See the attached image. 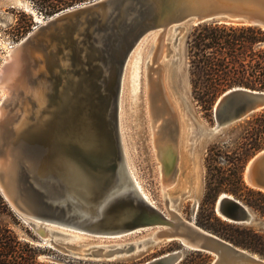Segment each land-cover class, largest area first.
Instances as JSON below:
<instances>
[{"label": "water", "instance_id": "water-1", "mask_svg": "<svg viewBox=\"0 0 264 264\" xmlns=\"http://www.w3.org/2000/svg\"><path fill=\"white\" fill-rule=\"evenodd\" d=\"M206 22L264 30V0H93L54 14L18 44L22 55L17 77L27 83L30 78L20 70L22 60L32 55L35 45L41 51L47 73L41 76L45 81L42 112L47 116L16 134L0 122V159L8 145L21 155L14 178L8 184L0 180V195L39 239L48 235L54 249L69 253L54 244L55 238L74 242L75 233L123 238L154 228L162 243L177 242L180 249L143 264H178L188 252L212 256L208 264H264L263 258L183 220L174 211L165 214L133 195L114 197L98 207L110 189L131 186L117 114L123 73L133 50L162 26L174 29L177 38ZM7 102L2 106L9 114ZM263 109L264 91L227 90L214 104V125L208 127V135ZM116 170L119 184L114 183ZM242 179L247 188L264 195V148L246 161ZM214 212L234 225L257 222L248 207L223 193L215 200ZM141 243L149 241L109 246L116 248L104 253L99 252L106 246L91 247L82 257L109 262L111 253L126 252Z\"/></svg>", "mask_w": 264, "mask_h": 264}, {"label": "rangeland", "instance_id": "rangeland-1", "mask_svg": "<svg viewBox=\"0 0 264 264\" xmlns=\"http://www.w3.org/2000/svg\"><path fill=\"white\" fill-rule=\"evenodd\" d=\"M91 1L93 0L75 6ZM48 18H43L40 15L31 0H0V66L5 61L4 54L17 49L23 38L35 30L41 24L40 21H43V24ZM191 30L192 28L187 29L177 38L176 33L172 37H169L170 34L165 35L162 38L164 46L162 53L158 59H154L155 62L146 63L145 61L146 51L150 48L152 37L145 40L139 54L137 52L135 56V61L133 56H130L131 58L127 61L118 100V128L129 173L142 192L153 200L157 209L166 214L164 200L169 199V205L176 208L179 217L185 221L193 222L195 226L222 240L224 239L219 235L233 236L235 229L253 230L264 234V217L250 208L257 222L250 225H234L216 215L214 212L215 202L211 206L202 205L205 192L204 160L207 149L216 144L223 151L233 150L248 118L223 128L211 137H204L200 134L214 125L212 110L215 103L209 112H204L191 95L186 52V40ZM8 46L12 48L10 49ZM37 47L35 45L31 48L32 55L29 54L22 60L23 67L20 69L25 70L30 78V82L24 83L33 93L31 92L29 95L26 92L22 95L19 90L16 92L18 97L8 101L7 94L0 91V105L8 101L9 114L7 118L13 121L12 126H9L11 128L18 125L16 123H19L21 116L26 113L23 112L25 108L29 109L28 112L30 111L27 112L30 114L27 124H33L47 116V114H32V111L36 112L40 109L36 101L38 98L42 101L45 81L41 76H47L45 67L41 63V51ZM137 56L138 59H136ZM152 70H155L156 73L153 74ZM132 73L137 75V81L130 79ZM157 76H160L163 92L173 110V122L165 114L153 118L152 108H160L164 103L158 97L155 98V102L152 96L151 100L154 103L151 107L149 81ZM25 98L32 102V107L34 104L35 106L31 108L30 102H27ZM151 122L153 123L151 124ZM158 128H160V133H163L161 137L164 138V142L172 144L176 155L177 166L175 165L173 169L175 182L174 186L168 188L167 195L161 190L160 163L156 158L157 150L151 141L154 134L159 132ZM168 136H171V141H168ZM7 212L12 214L14 221L7 215ZM0 224L7 225L20 240L27 241L42 250L37 261L43 264H143L153 258L180 249L177 242L141 246L139 249L133 246L131 250L122 252L119 258L114 261L93 262L91 259L83 258L79 253L85 248L93 246H106L105 250H109L121 245L134 244L146 240L155 229L143 230L123 238H94L77 233L73 234L79 237L74 242L55 238L54 244L66 248L69 252L64 253L48 244L50 243L48 238L39 239L36 234L22 224L7 204L5 211L0 207ZM203 255L208 257L205 263L208 264L212 260V256Z\"/></svg>", "mask_w": 264, "mask_h": 264}, {"label": "trees", "instance_id": "trees-1", "mask_svg": "<svg viewBox=\"0 0 264 264\" xmlns=\"http://www.w3.org/2000/svg\"><path fill=\"white\" fill-rule=\"evenodd\" d=\"M43 18L88 0H31ZM191 95L204 112L232 88L264 91V30L258 26L206 22L192 28L186 40ZM264 148V109L250 116L233 150L209 146L205 157L203 204L211 206L227 194L264 217V195L247 188L242 179L246 161ZM0 207L6 202L0 195ZM7 215L14 221L12 214ZM211 230L210 228H208ZM233 236L219 235L232 245L264 259V234L235 229ZM38 247L20 240L0 224V264H43ZM208 257L188 252L178 264H205Z\"/></svg>", "mask_w": 264, "mask_h": 264}, {"label": "bare ground", "instance_id": "bare-ground-1", "mask_svg": "<svg viewBox=\"0 0 264 264\" xmlns=\"http://www.w3.org/2000/svg\"><path fill=\"white\" fill-rule=\"evenodd\" d=\"M42 22L43 21H40L41 24H42ZM175 33L176 32L174 31V29L168 28V27L166 28V27L162 26L160 29H157L156 31L151 32L150 34L146 35L144 38H142L138 42L137 46L134 49L135 51L133 50V52L131 54V56H133V60L135 61V56H136L137 52L139 54V50H140L141 46L143 45L145 40H147L149 37H152L153 39H152V42L150 44V48L148 49V51H146L147 54L145 56V61L147 63L150 61H154V59H158V57L162 53V49L164 47L162 45V38L167 34H170L169 37L170 36L172 37L173 35L175 36ZM133 53H134V55H133ZM21 55H22V52L20 51L19 47H17V49H15L14 51H7L4 54V58H5L4 62L5 63L3 62V64H1V66H0V91L3 92V94L5 93V95L7 94V96H8L7 100L8 101L10 99L12 100L15 97H18V94L16 92L19 90H21L20 92L22 93V95L25 94L26 92H27V94L31 95V92H32L31 89H29L28 87L25 86L24 82H26V81L18 79V77H17V74H18L17 72L19 71V66H20L19 63H17V62H18V58L19 57L21 58ZM138 58L139 57L137 56L136 59H138ZM14 62H15V64L11 67L10 66L11 63H14ZM154 62H153V64H154ZM152 72H153V74L156 73L155 70H152ZM130 79H132L133 81H137V75L134 73L130 74ZM151 97L153 98V100L155 102H156V99L158 97V99L161 101H164V103L161 104L160 108H154L153 107L154 102L151 100ZM31 98H34V97H31ZM149 98H150V102H151V107H153L152 108L153 109L152 110L153 118H158L160 115L165 114L173 122V110L169 106V103L167 102L168 100L166 99L165 93L163 92V86L161 83L160 76H157L156 78L150 79V81H149ZM25 99L27 100V102H30L29 99H27V98H25ZM38 99H37L36 103H37L38 108H40V109L37 110L36 112L32 111V114H36V115L37 114H44L42 112V110L45 108L44 95H42V101L38 100ZM2 104L0 105V122H3L4 124H8L10 126L13 121L7 118L8 114H6V110L3 108ZM34 106H35V104H34ZM30 107L33 108L32 102H30ZM149 109H150V105H149ZM24 110L25 111H23V112L24 113L26 112V113L21 116L19 123L18 122L16 123L18 125H16L15 128L10 127L14 132L13 134H16L17 131H19L21 128H23L27 125L28 116L30 114H27V112L29 110L28 108H25ZM15 113H18V112H15ZM117 117H118V114H117ZM45 118L46 117H43L39 120L41 121V120H44ZM30 120H32V119H30ZM28 122H29V120H28ZM152 123L153 122H151V124ZM157 130L159 132L154 134L155 136L153 137V140H151V141L157 150L156 158H157L158 162L160 163V167H159L160 173H161L160 180L162 182L161 190L167 195L168 188H171L172 186H174V182H175V179H173V169L175 168V165H176V155H175V152H174L175 150H174L172 144L171 143H168V144L165 143L164 138L161 137V136H163V133L162 134L160 133V128H158ZM200 134L204 137H211L212 135H214V134L208 135V129H207V131L200 132ZM10 136H11V134H10ZM168 141H171V136H168ZM12 147H13L12 145H8V147L5 151V154L0 159V180L5 182L6 184H8L14 178L15 172H16L18 165L21 161L20 153H18L16 150L15 151L12 150ZM122 153L124 156L123 161H124L125 169H126L128 177L130 179L131 186L127 187L126 185H122L118 189H115V190L110 189L106 193V195L104 196L101 203L99 204V206H98L99 209H101L103 207V205L108 200H110L114 197H117V196H125V195H127V196L133 195L134 197H138L139 199H142V200L146 201L147 203L154 205L153 200H151L146 194H144L142 192V190L138 187L136 182L131 178V174L129 173V169L127 167V163L125 160V154H124L123 146H122ZM120 178L121 177L118 174V171L116 170L114 183L119 184ZM164 189H165V191H164ZM164 193H162L163 196H164ZM193 200H196V199L193 198ZM164 203H165V211L167 213H169L170 211H174L175 213H177L175 210L176 208L171 207L169 205V199H165ZM216 215H218V214H216ZM92 219L95 220L96 218L93 217ZM74 225L77 227L76 229H78L80 231H85V229L82 228L81 225H79V224H74ZM156 232L157 231L154 230V232L149 234L148 238L146 239L147 241H149V243H147L145 245H142V243H141V245L139 247L135 246V248L139 249L141 246H156L157 244L159 245L160 243H162V241L159 238H156ZM73 236H74V239L79 238V237H76L75 235H73ZM44 237L47 238L48 235H45ZM46 243H48V242L46 241ZM48 244H50V243H48ZM93 247L101 248V246H93ZM89 248H91V247H89ZM89 248H87V249H89ZM87 249L85 248V250H87ZM85 250H82L79 254H83V252H85ZM104 252H106V250L102 249V251H100L99 253H104ZM122 252L123 251L111 253L112 261L119 258V255L122 254Z\"/></svg>", "mask_w": 264, "mask_h": 264}, {"label": "built area", "instance_id": "built-area-1", "mask_svg": "<svg viewBox=\"0 0 264 264\" xmlns=\"http://www.w3.org/2000/svg\"><path fill=\"white\" fill-rule=\"evenodd\" d=\"M10 49L12 48V47H10V46H8Z\"/></svg>", "mask_w": 264, "mask_h": 264}]
</instances>
